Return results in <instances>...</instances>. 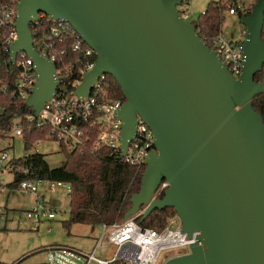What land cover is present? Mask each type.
<instances>
[{
	"label": "water",
	"instance_id": "water-1",
	"mask_svg": "<svg viewBox=\"0 0 264 264\" xmlns=\"http://www.w3.org/2000/svg\"><path fill=\"white\" fill-rule=\"evenodd\" d=\"M183 0H21L18 40L39 74L27 105L38 114L58 88L56 67L34 49L30 23L39 13L70 22L97 55L77 90L89 97L102 75L121 87L125 104L123 156L138 117L154 131L140 193L125 220L145 207L173 208L190 239V252L164 264H264V121L252 105L264 94V0L249 16L243 74L236 79L218 54L180 17ZM169 188L153 200L164 182Z\"/></svg>",
	"mask_w": 264,
	"mask_h": 264
},
{
	"label": "built area",
	"instance_id": "built-area-1",
	"mask_svg": "<svg viewBox=\"0 0 264 264\" xmlns=\"http://www.w3.org/2000/svg\"><path fill=\"white\" fill-rule=\"evenodd\" d=\"M20 1L0 0V41L5 52L9 54L8 65L11 73L15 75L13 82L0 80V195L5 193L8 187L2 182L3 176L13 174L19 178V172L24 176L30 173L29 169L18 170L17 166L11 163L12 160L19 159L10 153L15 140L21 141L24 147L26 144L24 121L35 124L37 128H49V133L44 139L35 141L31 151L36 148L34 152L36 154H41L38 148L42 147L44 142L53 141L59 143L62 153V146L68 152L84 153L87 149L93 152L107 150L119 154L126 165L138 171L147 168L150 153L156 149L155 133L142 118L138 117L136 134L123 156L121 143L123 122L118 119V113L125 102L110 98L106 89V75L99 78L89 97L82 98L77 95L85 75L94 69L97 55L66 19L39 13L31 20L34 49L41 57L54 64L59 85L52 99L45 103L38 114L27 105L37 89L39 74L32 57L24 51H18L15 62H12V47L18 40L16 25ZM190 1L183 0L178 10L180 17L193 25L195 21H192L190 11L185 8ZM229 13L237 15L235 9ZM247 15L248 12L245 10L243 16ZM247 33L245 28L237 40L229 39L223 32L214 38L203 40L218 54L223 66L236 79H240L243 74L244 52L241 45L245 42ZM10 98L16 102H24L30 112L24 116L17 115L7 129H2L3 114L6 110L3 108V102ZM44 187L46 192L43 193ZM17 188L21 193L31 194L35 198V206L24 213L26 221L35 230L57 217V210L46 201L49 193L63 188L70 197L72 194L71 184L42 179L25 180ZM168 188L169 183L164 181L153 200L160 199ZM144 211L121 224L103 226L106 243H103L104 238H98L90 252L61 245L44 248L42 250L46 256L44 264H160L161 257L166 252L186 249L190 252V246L199 234L195 233L190 239L182 231L178 215L159 232L144 228L136 221ZM103 251L104 256H100ZM24 261L23 258L12 264H23Z\"/></svg>",
	"mask_w": 264,
	"mask_h": 264
},
{
	"label": "trees",
	"instance_id": "trees-1",
	"mask_svg": "<svg viewBox=\"0 0 264 264\" xmlns=\"http://www.w3.org/2000/svg\"><path fill=\"white\" fill-rule=\"evenodd\" d=\"M246 0H219L211 2L205 14L193 23L198 35L202 40L211 39L222 32L224 15L226 12L235 9L238 17L243 16L244 3ZM253 4L247 10L249 16L257 0H252ZM264 39V27L262 32ZM10 57L5 52L4 46L0 41V80L14 81L15 75L11 73L9 67ZM264 73L256 76V81ZM106 89L113 100L125 102V97L116 80L106 75ZM252 105L254 110L259 113L264 121V94L257 95ZM5 114H3L2 129H7L11 120L17 115H27L30 110L24 102H16L6 99L3 102ZM25 148L31 151L34 143L38 139H44L49 128H37L33 123L23 122ZM65 160L59 167L52 168L45 155L32 153L24 158L12 160L11 163L17 166L18 170L29 169L27 176L19 172L17 182L8 184V187H17L25 180H46L50 182H65L72 185L70 197V218L65 221V225L74 224L88 226H107L121 224L132 208L133 195L140 193L143 183L145 169L140 171L126 165L123 158L117 153L107 150L93 152L87 149L84 153L80 151L68 152L62 146ZM165 194L160 199L164 198ZM177 215L173 208L155 210L145 220L142 216L137 217L136 221L144 228L163 231L169 221ZM131 218V217H130Z\"/></svg>",
	"mask_w": 264,
	"mask_h": 264
},
{
	"label": "rangeland",
	"instance_id": "rangeland-1",
	"mask_svg": "<svg viewBox=\"0 0 264 264\" xmlns=\"http://www.w3.org/2000/svg\"><path fill=\"white\" fill-rule=\"evenodd\" d=\"M213 1L219 0H191L189 4H186L185 8L190 11L192 21H196ZM252 4V0H246L244 9H250ZM243 30L245 27L238 15H230L229 12H226L222 27L224 35L231 40H237ZM263 76L264 73L259 82ZM13 145L10 153L15 158L24 157L36 150V148L32 151L26 150L19 140H15ZM38 149L41 154L46 156L52 168L63 164L65 157L59 143L46 141ZM17 181L18 177L13 174H7L2 178L5 185ZM10 188L6 187L5 193L0 195V264H12L23 258L25 259L23 264H44L46 256L42 250L45 247L61 245L90 252L95 246L96 238H104L103 243H106L103 226L65 225V221L70 218V196L65 189L58 188L56 192L49 193L46 201L57 210V217L51 222H45L38 230H35L26 221L24 215L25 211L35 206L34 196L21 193L17 187H14L13 190ZM144 210L145 207L141 208L135 216H139ZM110 249L112 250V248ZM187 252H189L188 249L166 252L161 257L160 264ZM103 253L105 251L99 255L104 256ZM109 254L110 251L107 252V255Z\"/></svg>",
	"mask_w": 264,
	"mask_h": 264
},
{
	"label": "crops",
	"instance_id": "crops-1",
	"mask_svg": "<svg viewBox=\"0 0 264 264\" xmlns=\"http://www.w3.org/2000/svg\"><path fill=\"white\" fill-rule=\"evenodd\" d=\"M10 190H13V189L10 188ZM42 191H43V193L46 192V188L44 187V188L42 189ZM34 200H35V198H34ZM42 225H43V224H42ZM97 240H98V238H96V240H95V245H96ZM94 247H95V246H94ZM45 248H46V247H45Z\"/></svg>",
	"mask_w": 264,
	"mask_h": 264
},
{
	"label": "flooded vegetation",
	"instance_id": "flooded-vegetation-1",
	"mask_svg": "<svg viewBox=\"0 0 264 264\" xmlns=\"http://www.w3.org/2000/svg\"><path fill=\"white\" fill-rule=\"evenodd\" d=\"M259 82V81H258Z\"/></svg>",
	"mask_w": 264,
	"mask_h": 264
}]
</instances>
